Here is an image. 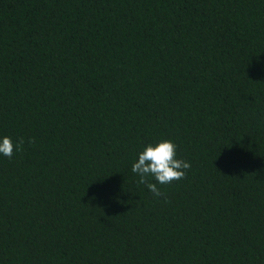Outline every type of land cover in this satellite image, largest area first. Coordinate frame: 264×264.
Instances as JSON below:
<instances>
[{
    "label": "trees",
    "instance_id": "obj_1",
    "mask_svg": "<svg viewBox=\"0 0 264 264\" xmlns=\"http://www.w3.org/2000/svg\"><path fill=\"white\" fill-rule=\"evenodd\" d=\"M4 136L0 264H264V0H0Z\"/></svg>",
    "mask_w": 264,
    "mask_h": 264
},
{
    "label": "clouds",
    "instance_id": "obj_2",
    "mask_svg": "<svg viewBox=\"0 0 264 264\" xmlns=\"http://www.w3.org/2000/svg\"><path fill=\"white\" fill-rule=\"evenodd\" d=\"M32 142L31 140L29 141ZM23 138L14 144L11 137L0 138V154L12 158L14 151L22 147ZM190 162L177 158V146L171 140H161L155 144H147L138 153V158L132 165V172L139 176L138 183L145 184L154 197H162L164 193L157 186L170 184L185 178ZM152 177L155 183L149 182Z\"/></svg>",
    "mask_w": 264,
    "mask_h": 264
}]
</instances>
